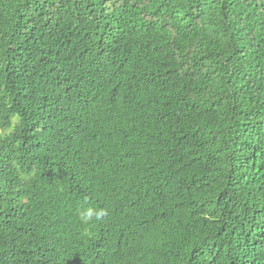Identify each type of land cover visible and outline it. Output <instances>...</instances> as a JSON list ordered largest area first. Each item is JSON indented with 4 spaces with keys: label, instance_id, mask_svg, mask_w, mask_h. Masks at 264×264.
I'll use <instances>...</instances> for the list:
<instances>
[{
    "label": "trees",
    "instance_id": "1",
    "mask_svg": "<svg viewBox=\"0 0 264 264\" xmlns=\"http://www.w3.org/2000/svg\"><path fill=\"white\" fill-rule=\"evenodd\" d=\"M14 114L0 264H264V0H0Z\"/></svg>",
    "mask_w": 264,
    "mask_h": 264
},
{
    "label": "clouds",
    "instance_id": "2",
    "mask_svg": "<svg viewBox=\"0 0 264 264\" xmlns=\"http://www.w3.org/2000/svg\"><path fill=\"white\" fill-rule=\"evenodd\" d=\"M19 122H20L19 114H14L11 118L10 125L6 128L0 129V136L11 135L15 131ZM78 214L80 220L84 224H91L94 221L100 220L101 218L106 216L107 209H97L92 206H81V208L78 209Z\"/></svg>",
    "mask_w": 264,
    "mask_h": 264
}]
</instances>
